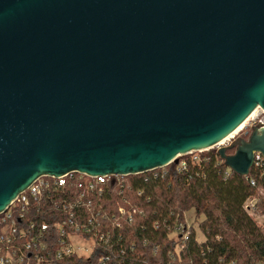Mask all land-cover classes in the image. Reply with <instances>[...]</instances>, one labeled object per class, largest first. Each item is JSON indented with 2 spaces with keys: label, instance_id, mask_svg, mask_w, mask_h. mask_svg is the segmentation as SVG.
<instances>
[{
  "label": "water",
  "instance_id": "obj_1",
  "mask_svg": "<svg viewBox=\"0 0 264 264\" xmlns=\"http://www.w3.org/2000/svg\"><path fill=\"white\" fill-rule=\"evenodd\" d=\"M257 108L264 0H0V213L42 175L177 164ZM255 152L264 126L217 150L243 176Z\"/></svg>",
  "mask_w": 264,
  "mask_h": 264
},
{
  "label": "trees",
  "instance_id": "obj_2",
  "mask_svg": "<svg viewBox=\"0 0 264 264\" xmlns=\"http://www.w3.org/2000/svg\"><path fill=\"white\" fill-rule=\"evenodd\" d=\"M199 156L195 162L183 156V170L171 163L154 175L109 179L101 194L91 195L90 205L80 206L79 218L96 220L91 232L83 234L86 240L94 232L105 233L110 234L108 244L97 245L89 256L73 255L56 264H96L101 254L109 256L107 264H264V228L244 209L246 199L254 196L256 212L264 214V176L253 168L248 176L236 174L214 150ZM55 201L52 197L30 207L24 220L34 221L37 228L49 224L51 244L58 235L51 224L64 214L53 209ZM186 224L190 234L181 241L176 228Z\"/></svg>",
  "mask_w": 264,
  "mask_h": 264
},
{
  "label": "built area",
  "instance_id": "obj_3",
  "mask_svg": "<svg viewBox=\"0 0 264 264\" xmlns=\"http://www.w3.org/2000/svg\"><path fill=\"white\" fill-rule=\"evenodd\" d=\"M258 126H264V111L261 108L255 109L233 133L210 149L217 154L220 147L228 146L237 139L247 138L251 130ZM199 159L200 156L196 155L191 160L195 162ZM178 165L180 170L185 169L186 160L183 156L178 161ZM252 168L264 176V158L260 153H254L250 170ZM119 176L121 175L89 176L85 173L70 172L60 176L42 175L36 178L27 188L19 192L5 211L0 213V264H56L73 255L89 256L97 245H107L110 234L94 232V237L90 240L83 237L85 232H91L96 220L88 216L87 221L80 222V206L90 205L91 195L101 194L106 182ZM250 184L253 187L256 185L254 180H250ZM261 194L264 196V189L261 190ZM52 197H57L59 200L53 202V209L64 214L61 215L60 221L51 224L58 231L57 237L54 238L56 243L51 244L52 237L47 230L49 224H41L38 232L39 228L34 221L24 223V220L30 207L39 205L42 201L50 202ZM256 201L253 196L248 197L244 203V209L252 217L257 209ZM119 211L123 212V209L120 208ZM189 227V224L184 227L177 226L176 229L181 232V241L188 239ZM21 239H25L24 245L20 244ZM78 239L82 241H75ZM108 260V255L101 254L96 264H107Z\"/></svg>",
  "mask_w": 264,
  "mask_h": 264
},
{
  "label": "rangeland",
  "instance_id": "obj_4",
  "mask_svg": "<svg viewBox=\"0 0 264 264\" xmlns=\"http://www.w3.org/2000/svg\"><path fill=\"white\" fill-rule=\"evenodd\" d=\"M210 150H212V149L205 150L203 153L193 152L191 154L185 155L184 158H187L188 157V158L192 159L194 156L204 154V153H206L207 151H210ZM155 170L154 171H148V172H152V174L154 175L156 173ZM253 219H254V221L256 222V224L258 226L264 228V214L261 215L260 213L255 212ZM199 238L202 239V236L200 235ZM75 241H77V242L80 241L81 242L82 240L81 239H78V240H75Z\"/></svg>",
  "mask_w": 264,
  "mask_h": 264
}]
</instances>
